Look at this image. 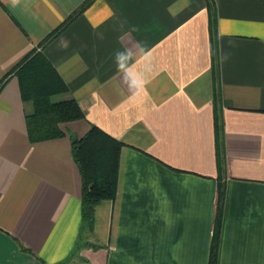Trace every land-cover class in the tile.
Listing matches in <instances>:
<instances>
[{"label": "crops", "instance_id": "obj_1", "mask_svg": "<svg viewBox=\"0 0 264 264\" xmlns=\"http://www.w3.org/2000/svg\"><path fill=\"white\" fill-rule=\"evenodd\" d=\"M83 1L0 0V79L40 49L85 114L30 142L31 105L3 82L0 264H209L219 186L217 264H264V0H91L40 47ZM91 124L122 146L114 197L84 231L71 140Z\"/></svg>", "mask_w": 264, "mask_h": 264}, {"label": "trees", "instance_id": "obj_2", "mask_svg": "<svg viewBox=\"0 0 264 264\" xmlns=\"http://www.w3.org/2000/svg\"><path fill=\"white\" fill-rule=\"evenodd\" d=\"M90 1L84 0L38 45L41 47L46 41L53 38L63 26L82 12ZM207 7L209 11V29L213 39L216 29V16L211 1L207 2ZM214 61L215 48H212L213 71L216 68ZM11 74H14L18 79L22 101L31 105V109L24 115L26 133L30 142L61 137L65 134L60 127L61 123L84 118L85 114L74 98L60 97L67 92L68 87L40 49L33 48L28 51L6 72L0 79V88ZM212 106L216 166L218 176L221 177L225 171V157L222 137L221 97L218 90H215ZM121 146L122 142L119 139L94 124H91L82 136L71 140L72 159L81 179V215L84 231L92 227L93 211L96 204L114 197ZM223 196V186H219L209 264H217Z\"/></svg>", "mask_w": 264, "mask_h": 264}, {"label": "rangeland", "instance_id": "obj_3", "mask_svg": "<svg viewBox=\"0 0 264 264\" xmlns=\"http://www.w3.org/2000/svg\"><path fill=\"white\" fill-rule=\"evenodd\" d=\"M86 232H83L82 234H81V241L83 240V241H85V238H86Z\"/></svg>", "mask_w": 264, "mask_h": 264}]
</instances>
